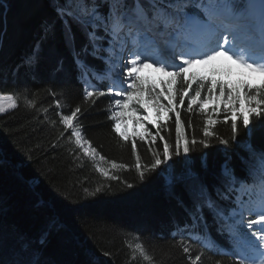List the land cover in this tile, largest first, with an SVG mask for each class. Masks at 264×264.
I'll return each mask as SVG.
<instances>
[{"label":"snow or ice","instance_id":"snow-or-ice-1","mask_svg":"<svg viewBox=\"0 0 264 264\" xmlns=\"http://www.w3.org/2000/svg\"><path fill=\"white\" fill-rule=\"evenodd\" d=\"M47 5L54 15L44 19V37H55L59 31L85 84L89 78H100L97 66L89 58L104 61V78L110 81L105 85L107 91L85 88L84 98L109 95L114 100L118 111L110 119L115 121L114 129L124 141L129 137L127 131L120 132V125L126 115L136 124L149 121L159 127V120L175 112L174 147L164 142L162 153L152 152L150 165H142L141 157L136 155L135 168L143 180L146 171H156L173 156L184 157L176 162L179 167L169 165L171 170L164 177L169 199L186 217L183 228L177 225V232H186L187 238L199 237L197 243L202 248L210 246L216 254L227 247L234 257L233 264H264V146L258 147L252 141L255 131L264 134V0H201L196 7L201 9L202 16L187 10L190 0H47ZM0 7L7 9L10 5ZM76 30L84 38L79 46ZM193 35L197 40L190 42ZM107 48L113 53L124 49L129 58L125 61L121 56L117 62L105 54ZM177 48L181 50L177 52ZM39 58L36 50L26 58V63L31 66ZM52 67L58 74L64 71L59 57ZM144 69L159 75H142ZM257 77L259 82H255ZM205 90L206 95H202ZM186 97L189 112L196 105L205 113V104L213 101L216 107L211 111L218 112L223 103V110L230 114V139L242 153H226L218 167H211L207 157L201 155L197 166L196 159L190 157L197 144L207 149L212 138L225 146L230 141L212 130L215 119L205 121L203 139H189L180 112L176 111L177 104L184 105ZM9 100L8 107L15 108L16 101L11 97ZM136 106L145 112L151 106L157 113L156 121L150 120V115H138ZM5 110L0 104V113ZM70 112L61 116L62 124L71 130L84 154L94 158L96 149L89 153L88 141L83 140L73 123L81 108L77 106ZM253 118L259 123L254 124ZM224 122L228 123V115ZM241 127L246 132L238 139ZM144 131L152 135L147 128ZM155 139L153 136L152 140ZM132 151H137L135 140ZM254 189L255 200L250 197L245 202L238 195L252 193ZM212 225H218L221 235L227 233L226 245L211 236ZM54 240L60 249H70L74 244L57 207L42 202L38 193L31 192L29 213L21 217L0 196V264H69L53 256ZM190 243H181L183 253L191 252ZM135 250L145 260L151 259L142 242L135 245ZM189 259L190 264H200L202 253Z\"/></svg>","mask_w":264,"mask_h":264},{"label":"trees","instance_id":"trees-1","mask_svg":"<svg viewBox=\"0 0 264 264\" xmlns=\"http://www.w3.org/2000/svg\"><path fill=\"white\" fill-rule=\"evenodd\" d=\"M4 4L10 7H0V94L7 97L8 104L6 112L0 114V165H6L0 167V196L13 206V211L21 217L29 213L31 192L38 193L42 202L57 207L74 244L70 249H60L54 240L51 251L56 259L69 264H190L189 257L194 259L198 253H202L200 264H233V256L221 251L216 254L215 249L202 248L194 238H187L186 232H177V225L183 228L186 217L169 199L164 177L171 170L169 165L179 167L176 162L183 156H173L154 172L146 171L143 180L136 171V155L141 157L142 165H150L152 152L162 153L164 142L174 147L175 112L159 122V127L149 124L151 136L124 141L110 119V96L86 100L85 84L59 31L55 37H44V19L54 15L47 0H0V6ZM76 37L79 46L84 38L78 30ZM36 50L39 61L29 66L26 58ZM57 57L64 63V71L59 74L52 67ZM89 62L97 66L99 75L103 74L102 60L89 58ZM91 79L96 85L92 91H107L105 82ZM9 97L16 101L15 108L8 107ZM77 106L81 112L74 126L96 149L102 163L111 167L107 175L98 169L96 158L85 155L76 145L71 130L61 122V116L70 115V109ZM205 107V113L196 105L189 112L186 97L185 104H177L176 111L180 112L188 138L197 141L203 139L205 121L217 120L212 130L229 139V145L212 138L209 148L197 144L190 157L198 166L199 158L205 155L211 167H218L226 153L243 150L230 139V114L225 113L223 105L218 112L211 111L215 105ZM226 115L228 123L224 122ZM253 122L259 123L255 118ZM245 132L241 127L238 139ZM133 140L136 153L132 151ZM252 141L258 147L264 146V134L255 131ZM113 163L118 166L113 168ZM97 188L101 190L97 192ZM217 227L212 225L211 236L226 245L227 233L221 235ZM190 241L191 252L185 254L180 245ZM141 242L150 260L135 250Z\"/></svg>","mask_w":264,"mask_h":264},{"label":"rangeland","instance_id":"rangeland-1","mask_svg":"<svg viewBox=\"0 0 264 264\" xmlns=\"http://www.w3.org/2000/svg\"><path fill=\"white\" fill-rule=\"evenodd\" d=\"M203 2H204V3H207V0H203ZM200 3H201V0H190V5H189V8H188V9H192V10H195V11H198V12L201 13V9L198 8V7H196V5H197V4H200ZM188 9H187V10H188ZM202 14H203V13H202ZM194 36H195V35H193V36H191V37H194ZM191 37H189V39H190ZM183 39H184V37L182 36V37H181V40H183ZM190 42H191V41H190ZM192 42H195V41H192ZM180 50H181V49H179V48L176 49L177 52H179ZM158 58H160V57H158ZM177 62H179V61H177ZM229 63H230V62H229ZM117 69H118V68H117ZM142 75H145V76H148V75L158 76L159 74H158V73H153L151 69H144ZM104 79H105V78H104ZM89 80L92 81L90 78H89ZM105 80H106V79H105ZM109 82H110V81H109ZM94 87H95V86L91 83V85H89V86L87 87V90L92 91V89H93ZM125 87H126V85H125ZM6 98H7V97H4V96H2V95L0 94V104H3L5 107H6V105L8 104L7 101H5ZM161 102L164 103V104H167L166 100H162ZM6 103H7V104H6ZM209 103H211V104H213V105L216 106V102H215V101H213V103H212V102H207V103L205 104V106H206L207 104L209 105ZM220 105H223V103H221ZM136 107L138 108V115H140V116L150 115V120H152V121H156V119H157V113H156L155 109H153L151 106H149L147 112H145L143 109H140L139 106H136ZM5 109H6V108H5ZM115 111H118V109H116V107H115V103H114V100H112V114H113V112H115ZM5 112H6V110H5ZM2 113H4V112H2ZM2 113H0V114H2ZM161 115L163 116V113H161ZM168 115H169V113H168ZM165 118H166V117H164L163 119L159 120L157 123H159V122L165 120ZM73 123H74V121H73ZM149 124H153V123H150L149 121H142L141 124H136L134 120L128 119V116L126 115V116H125V120H124V122H122L121 125H120V132H125V131H127V134H128V137H129V138H140L141 135L146 136L144 130H145V128L149 129ZM82 138H83V137H82ZM83 140H84V138H83ZM83 140H82V142H83ZM91 149H92V147L90 146V147H89V153H91ZM89 156H90V157H93L92 155H89ZM94 158L97 159L98 169H99L100 171L103 170V171H101L103 174H104L105 172L108 173V172L110 171V168H111V167H110L109 165H105L104 163H102V161H101L100 158L98 157V153H97V152H96V155H95ZM238 195H240L241 198H242L243 196H246V198H244V197L242 198L245 202H247L248 199H249L250 197H251V199L254 198V200H255V199L257 198V190L254 189L252 193H244V192H242V193H238ZM245 215L247 216V213H246ZM197 239L199 240V237H197ZM227 254H228V253H227Z\"/></svg>","mask_w":264,"mask_h":264},{"label":"bare ground","instance_id":"bare-ground-1","mask_svg":"<svg viewBox=\"0 0 264 264\" xmlns=\"http://www.w3.org/2000/svg\"><path fill=\"white\" fill-rule=\"evenodd\" d=\"M194 40H195V41L197 40V37H196V36H194ZM191 42H192V41H191ZM259 79H260V78L257 77L255 82H259Z\"/></svg>","mask_w":264,"mask_h":264}]
</instances>
